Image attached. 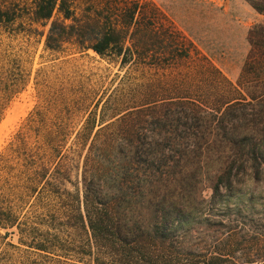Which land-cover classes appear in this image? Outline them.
Segmentation results:
<instances>
[{"label": "trees", "instance_id": "trees-1", "mask_svg": "<svg viewBox=\"0 0 264 264\" xmlns=\"http://www.w3.org/2000/svg\"><path fill=\"white\" fill-rule=\"evenodd\" d=\"M31 33L123 71L39 81L0 150V264H264V22L231 81L150 0H0V118Z\"/></svg>", "mask_w": 264, "mask_h": 264}, {"label": "rangeland", "instance_id": "rangeland-1", "mask_svg": "<svg viewBox=\"0 0 264 264\" xmlns=\"http://www.w3.org/2000/svg\"><path fill=\"white\" fill-rule=\"evenodd\" d=\"M172 23L186 34L198 49L231 81L237 77L247 51V28L264 22L245 0H150ZM37 29L45 26L35 24ZM10 46L20 58L26 83L7 102L0 118V150L11 138L27 113L39 101V81H67L94 91L107 90L117 83L123 69L91 49L73 52L65 48L53 51L43 48V36L19 35ZM71 174L72 183L77 178ZM67 186L72 188L71 183ZM247 187H243L241 192Z\"/></svg>", "mask_w": 264, "mask_h": 264}]
</instances>
